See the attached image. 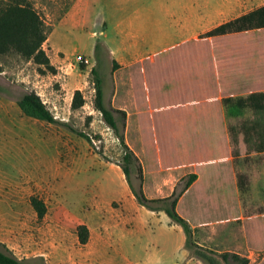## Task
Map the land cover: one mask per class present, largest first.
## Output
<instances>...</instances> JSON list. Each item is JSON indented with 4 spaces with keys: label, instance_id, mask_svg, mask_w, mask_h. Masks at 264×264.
<instances>
[{
    "label": "rangeland",
    "instance_id": "1",
    "mask_svg": "<svg viewBox=\"0 0 264 264\" xmlns=\"http://www.w3.org/2000/svg\"><path fill=\"white\" fill-rule=\"evenodd\" d=\"M73 1L31 0L47 25L48 39L43 49L56 69L55 73L16 53L0 56V94L18 100L26 93L40 91L43 93L41 99L54 117L59 118L60 125H67L74 133L71 145L75 160L69 166L73 174L64 175L62 169L60 175L39 180V196L30 197L46 204L45 217L38 218L30 198L27 203L19 205L18 216L0 214V250L23 264H123L109 249L114 248L115 221L110 227H104L102 232L98 229L90 231L86 245L79 241L78 227L84 225L85 214L95 201L101 204L96 206V210L117 217V205L107 207L105 203L106 198L119 195L117 179L130 190L118 166L124 163L125 151L95 107L96 76L92 70L97 68L103 80L104 103L108 108L113 107L116 82L127 85L133 80L127 72L120 71L123 69L111 53L116 34L110 26L108 6L90 0L88 5L73 9ZM263 3L264 0H136L130 6L132 9L150 6L157 15H164L166 8L174 11L187 5L188 12L189 42L176 49L173 56L164 58L163 71L153 75L146 73L140 78L138 84L143 89L142 94L148 92L150 95L144 106L147 115L126 121V143L146 166L148 198L155 181L162 185L158 188L162 189L160 193L175 186L180 194L190 174H197L194 185L206 199L212 182L219 176L225 180L238 176L248 181L264 180V154L236 160L233 170H222L210 158L215 152L211 146L213 133L221 137L230 135V127L243 120L222 103L223 98L236 95L229 86L227 70L241 65L243 57L236 51L230 53L228 47L236 45L238 52L244 46L243 37H199ZM139 47L140 42L137 43ZM78 55L89 58L92 65L87 67L79 63ZM133 60L131 56L126 58V62ZM210 70H214L213 73ZM201 87H207V90ZM76 91L82 93L84 105L74 110L72 102ZM215 110L220 116L218 121ZM78 132L86 134L90 142ZM7 133L4 127L0 128V150L7 153L23 172L35 174L34 154L29 150L27 160L20 157L16 147L6 146L3 139ZM230 145L233 151L232 143ZM50 155L46 152L43 156L45 163ZM62 161L65 164L66 160ZM0 174L10 175V187L18 188L22 175L14 168L2 162ZM132 181L138 188L134 172ZM233 200L235 218H247L259 208L258 204L250 205L243 195ZM241 225L242 221H238L228 228L224 226L216 230L227 232L232 229V245H240L241 242L246 245L248 242L251 251L254 250L253 253L245 252L249 264H264V234L254 236L253 240V236H247L245 231L239 233ZM206 230L210 235L211 228ZM255 240L259 246L253 244ZM191 241L196 243L194 235ZM225 243L221 251L234 247ZM204 249L216 252L217 248L210 244ZM189 252L192 253L191 250ZM175 255L174 259L179 258L178 253Z\"/></svg>",
    "mask_w": 264,
    "mask_h": 264
},
{
    "label": "crops",
    "instance_id": "2",
    "mask_svg": "<svg viewBox=\"0 0 264 264\" xmlns=\"http://www.w3.org/2000/svg\"><path fill=\"white\" fill-rule=\"evenodd\" d=\"M96 1L107 5L111 12L110 26L116 34L115 47L111 53L120 63L123 69L120 71L127 72L133 80V83L127 85L116 82L113 107L125 111L127 120L131 117L140 118L147 115L144 106L145 101L150 98L148 92L142 94V88L140 89L138 84L140 78L144 77L146 73L153 75L163 71L165 69L164 58L173 56L176 49L185 47L189 42L187 5L174 11L166 8L164 15H157L150 6L130 8L136 0ZM90 2V0H76L73 9L86 6ZM159 3L163 6V2L159 1ZM263 6L264 3L251 8L240 16ZM202 35L199 37L202 38ZM238 36L243 37V48L237 52L236 45H229L228 47L230 53L236 51L243 56L241 65L238 64L234 70H227L229 86L236 92L232 98L247 97L252 93L264 92V28L220 37L203 38L228 37L236 39ZM139 42L141 47L137 48ZM129 56L134 58L132 62H126V58L128 59ZM213 71L210 70L211 73ZM197 87H199L198 84ZM201 88L207 90V87ZM36 93L43 97V93L40 91H36ZM17 101V99L0 94V128L4 127V130L8 132L3 140L6 146L16 147L19 156L25 157V160H27V152L30 150L31 154H34L37 170L33 175L23 172L13 164L7 153L5 154L0 150V163L5 162L22 175L18 188L13 189L10 187L12 184L11 176L0 174L1 215L14 214L18 216L20 204L27 203L31 195L39 196V180H45V178L48 180L51 175H60L62 169L64 175L73 174L69 166L70 162L74 163L75 160V152L71 145L74 133L68 126L60 125L58 117H55L56 123L53 124L29 118L23 114ZM215 117L216 121L220 119L217 110H215ZM213 136L211 146L214 147L215 152L210 158L222 170H233L236 160L233 157V151H231V136L221 137L217 133H213ZM239 139V159L264 154L256 152L247 154L243 135H240ZM46 152H50L51 155L45 163L43 156ZM215 158L218 160H214ZM62 159L66 160L65 164H63ZM143 170L145 173L144 192L148 195L144 163ZM117 180L120 184L119 195L106 198L105 202L107 207H111L112 204L117 205L115 207L118 211L117 217L113 218L110 214L96 210V206L99 207L101 204L95 201V205L92 203L88 213L85 214L86 220L82 222L90 231L98 229L102 232L104 227H110L115 221V241L112 244L114 248L109 249L115 252L116 258L121 259L123 264H204L191 256L186 247L187 237L181 226L174 223L164 212L150 211L138 205L131 190L125 189L122 181ZM155 182L154 189L149 196L150 199L169 197L176 189L174 186L165 193L164 190L160 193L162 189L158 190V188L162 185L157 181ZM191 187L196 191L195 215L190 216L189 211L185 208V193L179 199L177 212L191 224L192 235L197 239L196 244L203 248L211 244L213 248H217L216 252L219 254L230 252L244 258H247L245 257L247 250L253 253L254 250L251 251L248 242L246 245L243 242L240 245L230 243L232 229L227 232L216 229L224 226L228 228L234 222L242 221L239 233L245 231L247 236H253V240L254 236L264 234V180L248 181L243 178L242 181H239L238 177L233 180H225L219 176L212 182L207 199L205 195L199 192L194 183ZM241 195L250 205L255 203L259 207L247 218L244 216L235 218L233 216V210L236 207L233 198H239ZM209 227L211 228L210 235L206 232ZM257 241L255 240L253 244L259 246ZM225 242L234 247L221 251L220 248L226 245ZM176 253L179 254V258L174 259L177 256Z\"/></svg>",
    "mask_w": 264,
    "mask_h": 264
},
{
    "label": "trees",
    "instance_id": "3",
    "mask_svg": "<svg viewBox=\"0 0 264 264\" xmlns=\"http://www.w3.org/2000/svg\"><path fill=\"white\" fill-rule=\"evenodd\" d=\"M75 1H73V4ZM262 28H264V6L225 22L206 32L201 37H220ZM47 39V25L31 0H0V56L16 53L27 60H33L38 65L45 66L50 72L55 73L56 69L51 65L50 59L43 49ZM1 72L2 67L0 64ZM92 74L96 76L95 107L102 114L108 127L113 130L125 151L124 163L118 166L125 175L137 204L150 211L164 212L174 223L181 226L187 237L186 247L192 251L191 256L204 264H249L248 258L241 257L238 254L230 252L219 254L192 243L191 224L177 212V205L181 195L185 193V208L189 211L190 216L195 215L196 191L191 186L197 180L198 176L196 174L189 175V180L180 194L175 189L173 194L166 198L150 199L146 196L143 185V165L125 139L127 113L113 107L108 108L105 105L103 80L100 78L97 68L92 70ZM17 102L25 116L46 123H56L54 115L37 93H26ZM222 103L224 107L235 111L237 115L243 117L239 124L230 127L234 159L238 160L240 157V135H243V140L247 146V154L252 152L264 153V92L252 93L247 97L223 98ZM83 105V95L80 91H76L73 97L72 109H79ZM78 134L90 142L86 134L79 132ZM133 172L138 181V188L134 186L132 181ZM238 180L242 181L243 176H238ZM30 203L38 218L43 219L47 213L46 204L36 197L30 198ZM78 237L81 244L86 245L88 243L90 230L86 225L78 227ZM0 264L23 263L14 256L0 250Z\"/></svg>",
    "mask_w": 264,
    "mask_h": 264
},
{
    "label": "built area",
    "instance_id": "4",
    "mask_svg": "<svg viewBox=\"0 0 264 264\" xmlns=\"http://www.w3.org/2000/svg\"><path fill=\"white\" fill-rule=\"evenodd\" d=\"M77 61H78L79 63L84 64V65L87 66V67L92 65V62L90 61V59H89V58H86V57H84V56H82V55H78V56H77Z\"/></svg>",
    "mask_w": 264,
    "mask_h": 264
}]
</instances>
